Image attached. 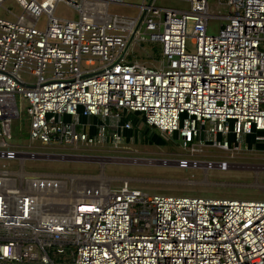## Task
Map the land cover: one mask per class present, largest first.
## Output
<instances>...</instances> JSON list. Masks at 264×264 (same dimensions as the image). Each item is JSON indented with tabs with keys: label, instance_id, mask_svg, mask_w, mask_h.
<instances>
[{
	"label": "built area",
	"instance_id": "1",
	"mask_svg": "<svg viewBox=\"0 0 264 264\" xmlns=\"http://www.w3.org/2000/svg\"><path fill=\"white\" fill-rule=\"evenodd\" d=\"M15 1L0 17V157L22 164L0 169V264H264V199L80 186L28 171L7 141L19 94L31 142L49 147H119L140 134L130 115L194 153L264 145V0H218L227 14L141 0L136 16L110 11L125 0ZM60 1L79 18L57 16ZM143 42L158 66L131 59Z\"/></svg>",
	"mask_w": 264,
	"mask_h": 264
},
{
	"label": "rangeland",
	"instance_id": "2",
	"mask_svg": "<svg viewBox=\"0 0 264 264\" xmlns=\"http://www.w3.org/2000/svg\"><path fill=\"white\" fill-rule=\"evenodd\" d=\"M125 2L134 6L111 3L110 11L136 16L139 7L135 5L140 4L141 0ZM156 3L163 7L190 8L189 3L183 0H157ZM209 10L219 14L229 12L228 7L218 5V0H209ZM10 11L17 15L22 9L15 0H6L0 7V17L14 18ZM55 14L64 18H79L78 12L64 1L58 2ZM46 22L47 15L43 14L39 27L45 28ZM223 22V19L211 18L209 31L217 33ZM161 57V46L152 42L136 45L131 54V59L150 66H158ZM21 77L30 82L35 81L26 72H21ZM17 101L20 117L13 121L12 138L7 141L20 152L28 171L61 175L68 183L73 181L80 186H96L101 182L100 184H111L116 189L124 182H129L132 187L149 193L264 199V145L254 143L252 136L248 137L249 144L240 148L207 147L203 153H194L190 149H183L176 139L170 140L158 130L149 127L139 117V136L119 147H49L39 142H31L26 101L19 94ZM181 160H189L191 164L182 167L179 165ZM209 161L214 163L212 168L206 166ZM222 161L228 162L226 169L218 166ZM21 164L20 159L8 160L0 157V169L6 167L18 170ZM255 167H261L258 174Z\"/></svg>",
	"mask_w": 264,
	"mask_h": 264
},
{
	"label": "bare ground",
	"instance_id": "3",
	"mask_svg": "<svg viewBox=\"0 0 264 264\" xmlns=\"http://www.w3.org/2000/svg\"><path fill=\"white\" fill-rule=\"evenodd\" d=\"M260 169H261V167H255L254 168V170H255V172H256V174H258L259 172H260ZM258 176V175H257ZM102 179V178H101ZM103 180V179H102ZM108 181V180H107ZM103 182H104V180H103ZM98 183V182H97ZM101 183V182H100ZM99 183V184H100Z\"/></svg>",
	"mask_w": 264,
	"mask_h": 264
},
{
	"label": "crops",
	"instance_id": "4",
	"mask_svg": "<svg viewBox=\"0 0 264 264\" xmlns=\"http://www.w3.org/2000/svg\"><path fill=\"white\" fill-rule=\"evenodd\" d=\"M130 119L134 120V121H139L138 117L136 115H130Z\"/></svg>",
	"mask_w": 264,
	"mask_h": 264
}]
</instances>
